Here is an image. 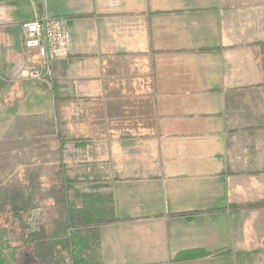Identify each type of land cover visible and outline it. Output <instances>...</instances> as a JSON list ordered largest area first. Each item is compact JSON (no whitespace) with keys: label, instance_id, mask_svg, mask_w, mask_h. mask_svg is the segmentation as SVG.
Masks as SVG:
<instances>
[{"label":"crops","instance_id":"1","mask_svg":"<svg viewBox=\"0 0 264 264\" xmlns=\"http://www.w3.org/2000/svg\"><path fill=\"white\" fill-rule=\"evenodd\" d=\"M36 16L65 19L47 60L22 42ZM262 40L264 0H0V139L69 98L68 200L108 212L110 192L117 218L102 264H263L264 207L237 180L264 172L232 167L223 113L227 89L261 83Z\"/></svg>","mask_w":264,"mask_h":264},{"label":"trees","instance_id":"2","mask_svg":"<svg viewBox=\"0 0 264 264\" xmlns=\"http://www.w3.org/2000/svg\"><path fill=\"white\" fill-rule=\"evenodd\" d=\"M255 44L261 83L227 89L223 108L228 123L235 115L239 130L251 129V133L264 127V104L256 103L258 93L264 94L259 91L264 90V40ZM246 96L252 103L246 102ZM69 102L68 97H55L54 113L15 115L0 139V217L7 222L0 225V236L5 238L0 241V258L5 250L15 261L17 251L28 247L37 264H102L99 227L117 218L110 192L105 201L108 212L100 210L98 197L91 199L95 210L68 200L58 152L71 139L65 120ZM251 108L260 109L255 124L247 119L254 115ZM18 168L23 173L16 172ZM250 206L264 207V198ZM236 264H247L244 253H237Z\"/></svg>","mask_w":264,"mask_h":264},{"label":"rangeland","instance_id":"3","mask_svg":"<svg viewBox=\"0 0 264 264\" xmlns=\"http://www.w3.org/2000/svg\"><path fill=\"white\" fill-rule=\"evenodd\" d=\"M259 91H264L260 89ZM259 100L256 101L259 106L263 105L264 103V94L262 92L258 93ZM246 102L248 104L252 103L249 96H246ZM254 112L253 116L247 117L248 121L254 122L258 119L257 117V109L259 108H251ZM231 114H233L231 112ZM238 118L233 115L232 119L228 123V147L231 151V157L234 159L232 162V167L235 170L241 169H262L264 172V155H260L258 151V145L261 143L260 140H264V127L256 128L257 130H253L254 132H250V130L243 129L242 131L239 130L240 126L237 123ZM250 123V122H249ZM249 123L243 124L247 125ZM264 123V120L262 121ZM237 137V138H234ZM241 143L239 149L236 147ZM261 156L260 163H258V156ZM260 172V171H259ZM250 176L242 179H238L237 183L241 188L246 189V191L251 193L252 202L258 200L260 197L264 196V174L255 172L249 174ZM262 217V216H261ZM7 222L5 218L0 217V225L5 226ZM5 238L0 236V241L4 240ZM15 261L12 259L13 256L11 253L7 254L4 253L1 255L0 264H37L29 254V248L23 247L15 254ZM262 264V263H261ZM264 264V262H263Z\"/></svg>","mask_w":264,"mask_h":264},{"label":"built area","instance_id":"4","mask_svg":"<svg viewBox=\"0 0 264 264\" xmlns=\"http://www.w3.org/2000/svg\"><path fill=\"white\" fill-rule=\"evenodd\" d=\"M22 42L34 49L40 59H49L67 47L65 19L58 16H36L19 23Z\"/></svg>","mask_w":264,"mask_h":264}]
</instances>
